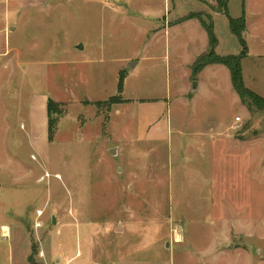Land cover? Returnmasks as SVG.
I'll list each match as a JSON object with an SVG mask.
<instances>
[{
	"label": "rangeland",
	"instance_id": "rangeland-1",
	"mask_svg": "<svg viewBox=\"0 0 264 264\" xmlns=\"http://www.w3.org/2000/svg\"><path fill=\"white\" fill-rule=\"evenodd\" d=\"M38 3L10 22L0 53V264H264V108L220 65L193 106L179 99L200 78L192 71L191 87L188 63L208 32L197 18L154 32L194 14L214 23L217 54L238 56L220 8L244 15L243 79L264 97V0ZM123 69L124 102L97 106L117 95ZM49 97L67 109L53 141ZM233 122L245 145L211 138ZM143 137L142 153L109 151Z\"/></svg>",
	"mask_w": 264,
	"mask_h": 264
},
{
	"label": "crops",
	"instance_id": "crops-1",
	"mask_svg": "<svg viewBox=\"0 0 264 264\" xmlns=\"http://www.w3.org/2000/svg\"><path fill=\"white\" fill-rule=\"evenodd\" d=\"M38 2H39V0H0V53H6V51L8 52V50L10 51V41H9V38L7 36H5L6 35L5 31H12L13 28H14L13 24L10 23V22H14V20L16 19V17L18 15L25 13V10H27V9L33 10V8L38 6V4H39ZM22 11H23V13H21ZM195 19L196 18H190V19H187V20H184V21H177L175 19L174 20L173 19H169V18L167 19V17H165L164 22H163L164 25H162L159 28L154 30L155 35H159L161 32L164 31L166 33V35L170 36V31L172 29L173 30H178L180 28V25L182 23H184L185 21H191L192 22V20L194 21ZM196 20L199 23H201L199 19H196ZM203 40H204V48H203L204 50H203V52H205L206 50L208 52L210 47H209V41H208V38H207V34H204V39ZM170 42H171V40L169 38V42L168 43L170 44ZM175 42L176 41L174 40V43ZM203 52H201L199 55L195 56V58L189 60L188 65L190 66V71L187 74H189V77H190L191 87H192V81L196 80V78L193 77V73H192L193 65L196 62L197 58L200 55L204 54ZM135 59L136 58H128L126 61L129 60L130 63H133V61H135ZM140 62H141L140 59L137 60V62L134 63L133 66L135 68L138 67ZM219 65L222 66V67L225 66L223 64H209V65L205 66L201 71H199L198 76L200 78H198V82H196L197 85H196L195 91H191V88L188 89V91L187 90H183L181 92V94H180V98L179 99H183L185 102H188V104H191V106H193L194 105L193 104V100L196 98V95L198 94L199 90L203 86L201 78H203L205 72H207V71L215 73L218 70V66ZM225 67H227V66H225ZM228 70H229V68H228ZM122 71L125 72L124 69L121 70L120 72H122ZM120 72H119V74H120ZM229 72H230V70H229ZM125 75H127V74L125 73ZM230 76H231V74H230ZM55 100H57V99H55ZM57 101L63 102V100H57ZM99 101H105V100H99ZM158 102L161 103L162 101H158ZM192 110H193V108H192ZM117 111L118 110H116V113H117ZM47 121H48V119H47ZM103 123H105L104 119H103ZM107 125H109V124H107ZM233 125H236L235 122L229 124L225 128H221V129L213 128L211 133H210V136H212L211 138L213 140H215L219 136L223 137V139L230 146H233V147H231L232 149L234 147H238L239 145L243 146V145H245L246 142H249V141H241L240 139L234 137V135L231 134V129H232ZM157 127H156L157 128L156 136H154L156 139H158L159 136L165 130L164 128H161L158 125H157ZM205 133L203 131H200V129H199V131H196L195 137L198 140V145H199L198 149H199V151L200 150L204 151V148L207 145L208 132L206 134ZM144 140H145L144 137L135 139V148L134 149H133L134 146H132V148H130L126 144V145H119V146H117L115 148H114V146H111L109 148V151H110V153H113V154L114 153H142V150L140 149L142 147V145H140V143L143 142ZM125 143H127V142H125ZM125 148H128V149L125 151ZM77 259L80 261L81 258H77Z\"/></svg>",
	"mask_w": 264,
	"mask_h": 264
},
{
	"label": "trees",
	"instance_id": "trees-1",
	"mask_svg": "<svg viewBox=\"0 0 264 264\" xmlns=\"http://www.w3.org/2000/svg\"><path fill=\"white\" fill-rule=\"evenodd\" d=\"M221 2L222 0H217ZM223 13L228 16L230 29L233 34H235L243 47L242 52L238 56H221L216 53V47L218 45V38L215 33V26L213 22H207L202 17H199L194 14H190L187 17H184L181 21L197 18L200 20L202 25L206 28L209 39H210V49L208 52L200 55L196 62L193 65V72L197 73L201 71L205 66L209 64H223L227 66L230 70L231 81L235 91L239 94L242 100H250L252 103L256 104L260 108H264V97L260 96L258 93L249 89L243 79V72L241 66V60L248 54V46L247 42L243 36V31L246 27V19L243 15L240 19H236L229 14L227 6H223L220 8ZM125 72H120L119 80H118V93L110 97L105 101H97L95 104L97 106H107L111 107L117 103L124 102L122 97H119L121 93L124 91L125 84ZM67 115V109L65 108V103L59 102L52 97H49L47 100V119H48V135L49 140L53 141L56 133L58 131V126L61 119ZM32 260V259H30Z\"/></svg>",
	"mask_w": 264,
	"mask_h": 264
},
{
	"label": "built area",
	"instance_id": "built-area-1",
	"mask_svg": "<svg viewBox=\"0 0 264 264\" xmlns=\"http://www.w3.org/2000/svg\"><path fill=\"white\" fill-rule=\"evenodd\" d=\"M46 177H50V173L47 172L45 175H43V179L46 178ZM56 177L60 178L61 176H60V174H56ZM42 215H43V211H41V210L38 211V216L41 217ZM42 224H43L42 221L39 220V219L35 223L36 227L42 226Z\"/></svg>",
	"mask_w": 264,
	"mask_h": 264
},
{
	"label": "water",
	"instance_id": "water-1",
	"mask_svg": "<svg viewBox=\"0 0 264 264\" xmlns=\"http://www.w3.org/2000/svg\"><path fill=\"white\" fill-rule=\"evenodd\" d=\"M196 82H194V85H193V89H192V91H195V89H196Z\"/></svg>",
	"mask_w": 264,
	"mask_h": 264
},
{
	"label": "bare ground",
	"instance_id": "bare-ground-1",
	"mask_svg": "<svg viewBox=\"0 0 264 264\" xmlns=\"http://www.w3.org/2000/svg\"><path fill=\"white\" fill-rule=\"evenodd\" d=\"M4 231H5V232L8 231L7 227H4Z\"/></svg>",
	"mask_w": 264,
	"mask_h": 264
}]
</instances>
